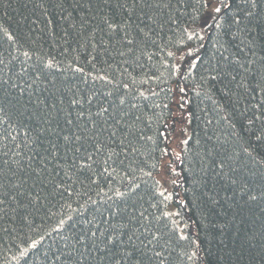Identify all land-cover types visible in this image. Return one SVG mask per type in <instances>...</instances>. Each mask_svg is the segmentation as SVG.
<instances>
[{
	"label": "trees",
	"instance_id": "1",
	"mask_svg": "<svg viewBox=\"0 0 264 264\" xmlns=\"http://www.w3.org/2000/svg\"><path fill=\"white\" fill-rule=\"evenodd\" d=\"M117 3H127V9ZM238 3L223 0L229 5L224 7L217 0L221 11L216 13L205 7L208 0H146L135 7L133 0H63L62 7L50 0H0V264H68L75 239L65 238L83 236L110 206L119 208L125 219L143 220V212L144 223L159 231L165 247L157 264H201L200 257L207 264H264V168L249 164L232 174L238 183L228 187L211 170L208 155L220 147L217 137L225 140L224 147L235 139L227 122L219 119L226 98L220 86L211 88L215 82L206 83L205 78L221 58L217 41L227 39L224 32L236 31L231 20ZM110 22L116 31L108 27ZM125 38L134 43L128 45ZM259 43L257 39L258 62ZM48 62L50 69L45 67ZM239 91L240 112L247 109L252 116L264 111L252 107L264 93ZM73 97L84 101L79 123L88 121L90 110L98 123L95 131L107 129L99 132L103 150L92 160L85 149L94 152V140L82 141L79 153L66 155L59 140L55 160L45 151L65 128L69 111L75 121L79 105L71 109L68 104ZM37 98L56 101L57 109L37 108ZM101 105L109 112L97 117ZM45 120L55 131H46ZM236 123L239 127L240 119ZM260 123L253 125L255 134ZM187 124L189 138L175 146ZM113 128L117 135L110 139ZM84 163L91 169L80 170ZM136 185L128 196L117 197L118 191ZM244 185L256 200L239 194ZM209 195L219 203L211 205ZM173 205L176 210L169 213ZM206 216L228 227L223 235L213 230L215 238L201 244L196 231ZM237 229L241 239L233 242ZM180 235L189 239L179 241ZM75 246L83 251V245ZM89 250L86 259L73 260L96 264L90 243Z\"/></svg>",
	"mask_w": 264,
	"mask_h": 264
},
{
	"label": "snow or ice",
	"instance_id": "2",
	"mask_svg": "<svg viewBox=\"0 0 264 264\" xmlns=\"http://www.w3.org/2000/svg\"><path fill=\"white\" fill-rule=\"evenodd\" d=\"M50 2L56 4L57 6H63V0H50ZM111 0H102L103 4H109ZM146 3V0H133V7ZM223 5V0H221ZM39 6V5H38ZM117 7H124L127 9V3L120 4L117 3ZM224 7H229V5H223ZM205 7H211V4H205ZM216 13L221 11L220 7L214 9ZM51 23V21H49ZM231 23L236 26L235 32H224L223 35L227 37L223 43H219L220 48L223 49L220 52V59L207 69L208 76L205 78L207 82H215L210 84L211 88L220 86L221 95L226 98L225 103L220 106L219 119L227 122L231 127L232 131L229 133L231 137H234V141L229 147H224L225 140L219 141L220 147L215 148V150H209L208 155L212 157L210 164L211 170L215 173L221 181L225 182L224 186L234 187L237 185V179L232 175L234 173L242 172L249 164L256 165L259 164L261 168H264V111H259V114L253 113L252 116L247 115V109L244 112H240L238 107H236L238 100L241 96L239 90L243 89L245 94H251L259 90L260 93H264V0H239L238 10L236 15L232 16ZM114 22L108 23V27L112 31H116L113 26ZM217 27H220L217 24ZM255 33V34H254ZM7 38L12 40L13 37L8 35ZM191 39V37H189ZM202 40L203 37H200ZM257 39H259V62L256 60V47ZM239 40V43H234ZM125 43L132 45L134 41L131 38H125ZM233 48L230 55H225L229 52V49ZM245 49L248 53H245ZM251 54V59H249L248 54ZM28 56V53H24ZM30 58V57H29ZM256 65V67H253ZM46 68H52V63L48 62L45 64ZM22 71L26 72L27 69ZM77 71H82V69H77ZM175 71H179L175 69ZM39 76H37V79ZM104 79V77H100ZM30 87V85H29ZM235 89V91H234ZM25 88L21 86L20 94L23 95ZM183 92L184 88H180ZM199 94V93H198ZM107 95H111L108 93ZM143 95V93H141ZM253 100L255 96L251 97ZM59 103L63 104V96L58 97ZM89 105L92 104V98L89 97L86 101ZM120 105L125 103L124 99H120ZM69 107L71 109H76L79 105V109L76 110L75 121L71 118L72 112L69 111L64 119L65 128L58 132L56 141H49L50 149H45L46 152L50 151V155L55 160L59 155V140H63L64 146L67 151H74L79 153L81 148L84 146L81 142L94 140L95 143L92 144L94 152H88L87 159L92 160L94 153H99L103 150V144L100 142L99 132L107 131L106 128H100L99 131H95L98 128L97 121L92 119V113L89 110L88 121L83 124L79 123L83 120L84 113V101L78 100L73 97L68 101ZM43 105L44 109H57L56 101L50 104L46 103L44 100L37 98L36 107L40 108ZM231 105V107H229ZM253 108L261 109L264 108V97L261 98L259 104L252 105ZM109 108L103 105L95 112V116L102 117L104 113H108ZM239 113V116H237ZM44 114V110H41L40 115ZM39 119V116H37ZM116 124L120 121L115 117H112ZM139 119V117H137ZM237 119H240L239 127H237ZM257 121H260L259 133L255 134L253 125ZM49 124L46 129L48 132L55 131L51 127L49 120H45ZM91 123V128L88 127V123ZM107 124V120L104 121ZM208 124H212V120L207 121ZM59 126V125H58ZM73 128L75 130H73ZM39 131V129H37ZM91 133V135L89 134ZM131 134V133H129ZM117 131L113 128L109 132V138L115 137ZM211 140L212 137H209ZM123 143V141H121ZM131 143V141H129ZM186 143V141H185ZM73 145H78L72 147ZM135 150V149H134ZM42 161L46 160L47 157H42ZM95 161H93L94 163ZM76 160L73 159L72 165L75 166ZM92 165L90 163H84L80 165V170L84 168L91 169ZM106 171V169H105ZM39 175V173H37ZM95 182V181H93ZM135 187L129 188L125 192H117V197L123 198L128 196L131 192H134ZM247 185L242 186L239 189L240 195H247L249 200H256L257 196L252 193H246L244 188ZM236 193L234 192L233 195ZM261 196H264V191L261 192ZM211 205H216L219 203L215 197L212 195L208 196ZM99 211V209H98ZM211 213V208L209 209ZM140 217L143 220H138L135 216H130L125 219L121 214L119 208H112L111 206L101 213L100 220L95 223L92 229H89L87 233L78 238L66 237L65 239H75V244L69 248L67 256L69 257L68 264H83L82 259H75L74 257H81L86 259V254L90 253L89 243L91 245V253H94L93 259L96 264H157L159 258L163 255L162 249L165 245L161 244L162 239L159 231H153L152 228L145 224L144 221L147 217L141 212ZM91 223V221L89 222ZM228 227L227 223H218L213 219H208L205 217V222L201 223L196 231L197 240L211 242L209 239L215 238L213 235V230H219V234L223 235V229ZM201 230H203L204 235L201 237ZM250 238V237H249ZM179 241H187L189 237L187 235H180L178 237ZM240 229H237L233 233V242L239 241ZM223 243V240L220 241ZM170 243L166 241L165 244ZM83 245V251L77 248L75 245ZM201 244L197 247L200 248ZM69 247V245H65ZM197 253L193 252L192 256H196ZM191 258V257H189ZM201 264H207L204 257H200ZM162 264V261L159 262Z\"/></svg>",
	"mask_w": 264,
	"mask_h": 264
},
{
	"label": "rangeland",
	"instance_id": "3",
	"mask_svg": "<svg viewBox=\"0 0 264 264\" xmlns=\"http://www.w3.org/2000/svg\"><path fill=\"white\" fill-rule=\"evenodd\" d=\"M208 3L211 4V7H208V11H213L216 7H218L217 0H208ZM189 132H190V127H189V124H187V126H184V131L182 130L179 131L177 141H175L174 143L175 146L177 145V142H185L189 138ZM162 175H166V170L163 169ZM160 181L161 182L164 181L163 177L160 178ZM163 188L165 189L164 186ZM175 210H176V206L173 205L171 209L169 210V213H172Z\"/></svg>",
	"mask_w": 264,
	"mask_h": 264
}]
</instances>
